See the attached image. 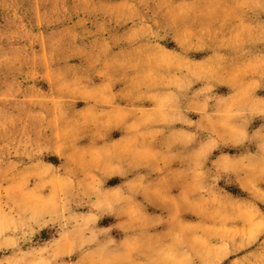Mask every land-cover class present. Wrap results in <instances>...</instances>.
Masks as SVG:
<instances>
[{
  "label": "rangeland",
  "instance_id": "obj_1",
  "mask_svg": "<svg viewBox=\"0 0 264 264\" xmlns=\"http://www.w3.org/2000/svg\"><path fill=\"white\" fill-rule=\"evenodd\" d=\"M0 264H264V0H0Z\"/></svg>",
  "mask_w": 264,
  "mask_h": 264
},
{
  "label": "crops",
  "instance_id": "obj_2",
  "mask_svg": "<svg viewBox=\"0 0 264 264\" xmlns=\"http://www.w3.org/2000/svg\"><path fill=\"white\" fill-rule=\"evenodd\" d=\"M258 9H260V8L258 7Z\"/></svg>",
  "mask_w": 264,
  "mask_h": 264
}]
</instances>
